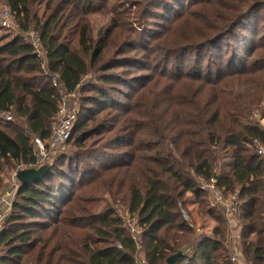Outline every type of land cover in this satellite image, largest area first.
<instances>
[{
  "label": "trees",
  "instance_id": "obj_1",
  "mask_svg": "<svg viewBox=\"0 0 264 264\" xmlns=\"http://www.w3.org/2000/svg\"><path fill=\"white\" fill-rule=\"evenodd\" d=\"M4 1L19 34L0 44V114L12 113L20 125L0 118V190L6 166L14 172L40 167L36 140L48 145L62 89L83 96L67 151L51 154L42 181L17 182L0 233V264H139L140 258L167 264L191 245L179 263L232 264L224 246L232 241L226 213L212 208L199 188V180L215 176L226 198L239 196L236 246L244 264H264V159L258 154L264 127L257 120L258 113L264 119V0H230L221 20L195 26L193 8L209 0H137L133 12L115 5L112 27L96 38L89 17L106 13L111 0ZM38 6L42 14L33 10ZM173 13L189 25L177 56L195 58L186 73L170 74L173 93L162 100L150 91L160 77L143 76L134 87L131 71L146 61L128 53L161 44H151L159 36H141L158 34L153 19ZM136 27L142 34L131 36ZM31 32L43 57L25 38ZM138 36L140 45L133 41ZM211 50L219 60L209 59ZM162 65L156 62V75L168 77L172 64ZM229 158L231 172L220 174ZM188 195L196 199L202 227L207 217L219 224L200 239L181 212ZM126 217L136 219L139 245Z\"/></svg>",
  "mask_w": 264,
  "mask_h": 264
},
{
  "label": "rangeland",
  "instance_id": "obj_2",
  "mask_svg": "<svg viewBox=\"0 0 264 264\" xmlns=\"http://www.w3.org/2000/svg\"><path fill=\"white\" fill-rule=\"evenodd\" d=\"M137 1V0H111L107 3V7H108V11H106V13L104 11L102 12H97L94 13L93 15H91L89 17V24L91 27V30L93 31V36L96 38L98 32H100L101 30H105L107 28L112 27V20L115 18V15H112L110 13V10L115 6H119L120 8H122V10H129V11H135V9H132V5L134 4L133 2ZM207 1V0H206ZM232 3L230 0H209V2L207 3V5L203 6V7H196L193 8V15H192V20L191 22V26H195V24L198 21H201L202 19H207L206 21H209L210 18H212V23L214 21V19L218 18L219 20H221L223 18V16L221 15V13L219 12L221 7H223L225 4ZM185 8L182 11H185ZM33 10L36 12H39L40 14H42L43 11V6H38L33 8ZM121 10V9H120ZM121 10V11H122ZM4 11H10L9 7L6 6L5 1L4 0H0V44H4L8 41H10L13 36H15L16 34H19V27L17 25V22L14 19V16L11 14V22H10V28H4L2 27V22H1V16L4 13ZM201 11V12H200ZM261 13H264V10H260ZM179 15L176 13L173 14H165L163 16V18H156L153 19V23H154V30H156L158 28V26H161L160 31L158 34H156L157 31L153 32V31H144L142 34V30H139L136 27L135 32H129V34L135 35V33H138L139 36L140 34H142L141 37H145L147 41H153L157 36H159L156 40H154L151 44H153L154 42L157 43V41H161L162 43H158V45L154 46V48L149 51V52H144L142 51V49L139 48V50L137 52L134 53H128V56H133V55H140L145 61V65L142 67H138L133 69V71H131L132 74H130V76L133 77V79L131 81H136L134 84V87L137 88V86H140V84L142 83V77L146 76L148 77L147 80L155 78V77H160L163 81L160 82L159 86H155L152 87L153 89H151L150 91L157 93V95L159 97H161L162 100H166L169 96V93L172 94L173 93V89L170 92L173 81L169 79L170 74H180V73H186V71H189L191 69V61L194 60L195 55L193 54H182L180 56H177V51L180 50L181 47H183L184 45H180V42L178 41V38L183 39L182 36L188 35V31H189V25L186 23H183L181 20L183 18H178ZM132 28V27H131ZM158 30V29H157ZM194 33V30H193ZM195 34V33H194ZM133 37L134 39L137 40H133L136 41L139 45H140V37ZM195 39L196 36L194 35ZM25 38L27 41L32 42V44H36V40H37V36L31 32L29 34H25ZM116 39H118V37L115 36ZM163 40H160V39ZM197 40V39H196ZM109 43H112V39H110ZM210 52V56L209 59H214V60H219V58L217 57V52L211 50ZM227 52V51H225ZM166 53V55H165ZM168 54H170L171 56H169ZM165 55V56H164ZM164 56V58H163ZM147 57L152 58L150 60L147 59ZM169 58L170 63L172 64L171 67L168 69L169 71L165 72V76L168 77H162V76H157L156 75V70L154 69L155 64L157 62L158 66H163L162 63L164 62L165 64L169 61H167ZM207 61V60H206ZM151 65L153 66V69L151 67ZM151 68V70L149 69ZM164 71V69H161ZM96 77V75H94ZM93 76V78H94ZM135 76V77H134ZM92 77L87 78L85 81L91 80ZM176 81V80H175ZM176 83H178L176 81ZM151 84V83H150ZM144 85V84H143ZM142 85V86H143ZM117 88H121L119 85H116ZM179 88H181L179 90ZM178 91L176 92V94L180 93L181 90L183 89L182 87H179ZM145 92V90H144ZM175 94V95H176ZM81 96L82 93H76L73 96H71L68 100H69V105L70 107L74 110L75 114H78L79 111V107L81 105ZM114 98H120V96L116 93L113 94ZM165 105V104H164ZM109 110V109H107ZM104 110L102 113L105 114L108 111ZM106 111V112H105ZM102 115V114H101ZM263 114L258 113L257 114V120L260 122V124L264 127V119L262 118ZM102 118V117H99ZM13 121L15 122V125H20L19 120H17L14 116H13ZM75 151V148H73V146H70V152ZM54 157H52L53 159ZM51 159V160H52ZM233 161L232 158L229 159H225L224 161H222V165L219 169V173L220 174H228L231 172L232 168H233ZM222 172V173H221ZM16 172L13 171L12 168H10L9 166H6V168L3 170L2 174H1V178L3 180V186L0 190V212H4L5 213V217L7 218L8 215L10 214V205L12 204L13 198L15 196V186H14V176H15ZM189 201L188 204L190 207V205H192L193 208V200L196 201V199L192 197V195H188ZM188 207L186 208L187 210H189V212L191 213L190 217H194L192 218L195 219L198 223H201V228L202 232L204 233L206 232H210V230L216 226L219 225L218 223H216L215 221H213L211 218L207 217L206 218V228L202 227V222L203 220L199 217L198 215V205H197V211L194 213L193 209H188ZM191 208V207H190ZM194 213V216H193ZM128 218V217H126ZM204 225V224H203ZM130 230V229H129ZM239 228L237 227V222H236V226L233 229V231H230V237L232 238V241L230 242V246L233 248L238 249V247L236 246V242H237V238H238V234H239ZM232 232V233H231ZM132 234V233H131ZM140 234V229H139V233ZM133 233V235H138ZM138 242H139V236H138ZM3 247H0V253L2 252ZM239 250V249H238ZM242 264H244L243 260L241 259Z\"/></svg>",
  "mask_w": 264,
  "mask_h": 264
},
{
  "label": "built area",
  "instance_id": "obj_3",
  "mask_svg": "<svg viewBox=\"0 0 264 264\" xmlns=\"http://www.w3.org/2000/svg\"><path fill=\"white\" fill-rule=\"evenodd\" d=\"M1 22L2 27L4 28H10V22H11V13L9 11H4V13L1 16ZM34 47L36 49V54L38 56L43 57L44 52L40 49L39 41L36 40V44H34ZM52 81L54 83V86L60 87L61 85L58 82V77L55 75H51ZM63 96L62 101L57 113L56 120L52 126V135L51 139L48 142V147L45 146L43 142L40 140H36V143L38 145V160L39 165L42 166L44 164H47L48 160L51 157V154H63L67 151L68 148V140L71 137L77 114H75L74 110L69 105V98L73 96L74 94H68L64 89H62ZM0 118L4 122H13V116L10 112H5L0 114ZM258 154L261 156L262 159H264V146H258ZM14 180V186L17 188V181L15 179V176L13 178ZM199 188L208 193L210 196V206L215 209H222L226 213V217L229 220L230 225V231H233V229L236 226V216L239 214V205L240 200L239 196L237 194L230 196L226 198L221 190L216 186V181L213 180L212 182H205L202 180H199ZM181 207V212L183 215L184 220L189 224V226L194 229L196 233L197 239H200L202 236V228L201 225L195 221V219L190 217L191 213L189 210H187L185 207ZM5 218V213L0 212V233L2 231V224L3 220ZM136 219H130L129 217L126 220L127 227L130 229L132 233V238L135 240V242L139 245L138 242V236H139V227L136 224ZM133 233L138 234L133 235ZM232 233V232H231ZM212 239H215L214 236H212ZM224 246L229 251V256L232 264H242L241 262V252L230 246V244L225 243ZM140 247V246H139ZM119 248H121L119 246ZM193 251V245H191L189 248H187L185 251H183L184 256L191 255ZM187 260H183L179 264H187ZM139 264H144V261L139 262Z\"/></svg>",
  "mask_w": 264,
  "mask_h": 264
},
{
  "label": "water",
  "instance_id": "obj_4",
  "mask_svg": "<svg viewBox=\"0 0 264 264\" xmlns=\"http://www.w3.org/2000/svg\"><path fill=\"white\" fill-rule=\"evenodd\" d=\"M52 164H44L38 168H24L20 169L15 174V179L21 186H28L35 184L39 181H42L49 170L51 169ZM215 181H218V177L215 176ZM184 256L183 251H180L176 255L170 257L167 260V264H178L180 259Z\"/></svg>",
  "mask_w": 264,
  "mask_h": 264
},
{
  "label": "crops",
  "instance_id": "obj_5",
  "mask_svg": "<svg viewBox=\"0 0 264 264\" xmlns=\"http://www.w3.org/2000/svg\"><path fill=\"white\" fill-rule=\"evenodd\" d=\"M193 199H194V198H193ZM188 201H189V200H188ZM186 206L188 207L189 204L187 203ZM190 207H191V208H190ZM190 207H188V209H193V210H191V211H193V212L195 213V212L197 211V203H196V201L193 200V208H192V205H190ZM194 209H195L196 211H195ZM194 213H193V216H194ZM193 218H194V217H193ZM195 221H196V220H195ZM196 222H197V221H196ZM199 224H201V223H199ZM214 227H215V226H214ZM214 227H213V228H214ZM143 260H144L143 258H140V259H139V262H142Z\"/></svg>",
  "mask_w": 264,
  "mask_h": 264
}]
</instances>
